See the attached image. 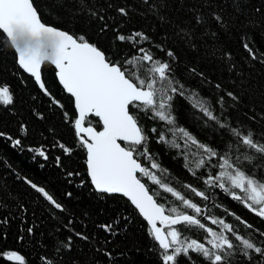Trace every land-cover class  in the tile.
<instances>
[{"label":"snow or ice","instance_id":"obj_1","mask_svg":"<svg viewBox=\"0 0 264 264\" xmlns=\"http://www.w3.org/2000/svg\"><path fill=\"white\" fill-rule=\"evenodd\" d=\"M142 3L154 13L159 10L150 0H142ZM231 6L232 12L227 17L222 14L223 9L207 14L194 12L187 30L181 29L177 34L182 45L198 50V32L214 41L221 35L228 36L236 24L244 23L240 20L243 0H231ZM49 8L57 15L77 20L82 15L87 16L89 21L99 20L103 26L90 39L86 32L73 34L45 24L34 0H0V44L12 50L18 68L34 78L43 95L49 97L50 105L63 109L64 105L42 80V65L47 63L56 69L58 84L74 106L71 116L66 110L63 116L71 123L78 146L86 153L87 175L95 192L101 197L119 195L127 199L133 212L147 223V234L153 241L159 264H240L241 261L264 264V239L258 244L251 233L246 237L225 219L207 215V205L202 207L166 183L163 176L167 169L162 168L156 154L149 149L152 138L155 143L173 150L176 157L183 159L184 168L202 181L203 186L239 202L264 222V137L257 139L254 130H244L231 121V109L240 101V95L223 89L219 83L214 85L219 90V95L214 97L205 95L203 89L188 88L174 69L179 52L165 49L161 42L154 45L164 54L165 58H160L152 51L151 37L144 31L126 33L117 26L112 29L114 37L108 48L101 47L99 40L104 38L109 24L101 11L91 7V0H50ZM115 11L120 17L129 16L126 7H116ZM255 12L264 16V6L257 7ZM160 18H164L163 13ZM255 23L248 21L249 26ZM212 25L218 31L211 30ZM145 43L150 46L145 47ZM241 46L248 58L264 64V53L257 54L246 33L241 35ZM124 47L129 49L127 54ZM231 59L232 53L225 51L224 62ZM234 66L229 63V69ZM188 71L211 85L203 71L196 67H190ZM14 103L11 86L0 83V108L8 109ZM188 113L196 116L200 132L188 124ZM91 118H98L96 124L100 130L93 125ZM142 118L153 126L146 129L140 123ZM209 132L213 137L210 141L206 135ZM4 135L0 132V136ZM7 138L13 147L21 146V139ZM58 147L65 155L73 154L74 146L61 143ZM29 151L48 159L42 148ZM56 161L61 164L60 157ZM257 168L259 174H256ZM67 175L74 173L68 172ZM25 183L52 209L65 211L64 205L57 202L45 187L27 178ZM149 183L170 194L174 200L169 202L155 188L150 190ZM183 187L202 201H209L216 194L192 184ZM65 195L71 197L72 193ZM158 198L165 202H158ZM225 212L235 216L245 228L264 237V231L254 229L252 223L227 209ZM120 219L127 224L126 218ZM119 222L116 220L100 227L111 233ZM7 223V217L0 218V225ZM158 223L162 227L157 226ZM193 229L202 230L206 235L202 239L186 235ZM26 232L32 235L34 228L30 226ZM74 234L80 239H88L83 233ZM18 240L24 241V236L20 235ZM53 247L57 252L61 247L70 251L72 237L54 240ZM0 258L14 264H27L26 257L16 250L5 251ZM42 259L45 264H52L50 259Z\"/></svg>","mask_w":264,"mask_h":264},{"label":"trees","instance_id":"obj_2","mask_svg":"<svg viewBox=\"0 0 264 264\" xmlns=\"http://www.w3.org/2000/svg\"><path fill=\"white\" fill-rule=\"evenodd\" d=\"M34 3L41 11L45 24L73 34L86 32L92 39L103 26L101 21H89L83 15L79 20L67 15H57L49 8L50 0H34ZM150 3L157 5L159 10L155 13L150 11L142 0H91V7L101 11L109 24L104 38L99 40L100 46L108 48L114 37L112 29L117 26L126 33L132 30L144 31L151 37L155 55L165 58L154 47L161 42L165 49L179 52L174 69L188 88L203 89L205 95L214 97L219 95V90L214 88L219 83L223 89L238 93L240 101L231 109V121L244 130H254L257 139L264 137V64L248 58V53L241 46V35L246 33L257 54L264 53V16L255 12L257 7L264 6V0H243L240 20L244 23L236 24L228 36L221 35L219 40L214 41L212 37L202 36L198 32V50L182 45L177 34L181 29L187 30L194 12L207 14L223 9L222 14L227 17L232 12L231 0H150ZM109 4L113 7L109 8ZM119 6L129 10L128 17L119 16L115 11ZM161 13L163 19L160 18ZM232 19L235 20V16ZM249 20L255 21V25L249 26ZM211 30L218 31L215 25L211 26ZM144 46L150 45L145 43ZM123 51L127 54L129 49L124 47ZM225 51L232 53V59L228 63L223 60ZM229 63L235 66L229 69ZM190 67L203 71L211 85L202 82L199 76L191 75L188 71ZM55 72L53 67L44 66L42 80L52 95L64 105L63 109L50 105L49 97L43 95L34 78L18 68L12 50L0 44V83L9 84L15 94L12 107L0 108V132L5 134L0 136V218H8L7 224L0 225V254L16 250L26 257L27 264H45L42 257L50 259L52 264H159L157 251L147 234L146 221L133 212L126 198L119 195L101 197L91 185L85 163L86 153L78 146L72 125L63 116L65 110L71 116L74 106L71 98L58 84ZM91 119L97 130H100V126L96 124L98 118ZM187 122L195 131H201L195 115L188 113ZM140 123L146 129L153 126L146 118H142ZM206 135L209 141L213 139L210 132ZM8 136L21 139V146L13 147ZM61 143L74 146L71 156L65 155L58 147ZM36 148L45 150L48 159L44 160L35 152L29 151ZM149 149L156 154L162 168L167 169L163 176L166 183L176 187L202 207L207 205V215L225 219L246 237L251 233L258 244L264 239L258 232L245 228L235 216L228 215L225 209L252 223L254 229L264 231V222L255 218L239 202L226 198L218 190L203 186L202 181H198L184 168L183 159L176 157L173 150L155 143L152 138L149 140ZM57 157H60V165L57 164ZM259 171L257 168L256 174ZM68 172L74 175L68 176ZM25 178L45 187L57 202L64 205L65 211L52 209L47 201L25 183ZM184 184H192L200 190L216 194L209 201H202L184 188ZM149 187L150 190L155 188L167 201L174 200L158 186L149 183ZM67 192L72 193L71 197L65 195ZM158 202L165 200L158 198ZM121 217L127 219V224ZM116 220L120 221L119 225H114L111 233L100 227ZM30 226L34 228L32 235L26 232ZM75 232L83 233L88 239L76 237ZM20 235L24 236V241L18 240ZM186 235L202 239L206 234L202 230L193 229ZM68 236L72 237L71 250L61 247L59 252L55 251L53 241L64 240ZM0 264L14 262L0 258ZM240 264L246 262L241 261Z\"/></svg>","mask_w":264,"mask_h":264},{"label":"water","instance_id":"obj_3","mask_svg":"<svg viewBox=\"0 0 264 264\" xmlns=\"http://www.w3.org/2000/svg\"><path fill=\"white\" fill-rule=\"evenodd\" d=\"M46 65H49V66H51L50 64H47V63H45L44 65H42V70H43V67H44V66H46ZM51 67H53V68H54V66H51ZM54 69H55V68H54ZM42 70H41V71H42ZM55 70H56V69H55ZM28 75H29V74H28ZM29 76H30V75H29ZM157 226H161V225H159V223H158V225H157ZM161 227H162V226H161Z\"/></svg>","mask_w":264,"mask_h":264}]
</instances>
